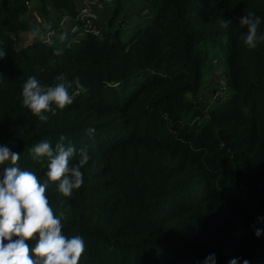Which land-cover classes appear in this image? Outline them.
<instances>
[{
    "label": "trees",
    "instance_id": "16d2710c",
    "mask_svg": "<svg viewBox=\"0 0 264 264\" xmlns=\"http://www.w3.org/2000/svg\"><path fill=\"white\" fill-rule=\"evenodd\" d=\"M33 1L59 19L81 3L0 0V146L41 182L47 160L33 159L35 144L67 136L73 164L86 150L82 186L71 197L56 182L46 190L63 233L85 242L79 264H205L212 254L215 264H264V42L247 47L240 26L255 13L264 35V0H137L148 17L131 33L117 0L98 35L21 46ZM217 61L227 92L214 98L203 91ZM61 73L82 88L41 121L23 106V85Z\"/></svg>",
    "mask_w": 264,
    "mask_h": 264
},
{
    "label": "clouds",
    "instance_id": "9594fccd",
    "mask_svg": "<svg viewBox=\"0 0 264 264\" xmlns=\"http://www.w3.org/2000/svg\"><path fill=\"white\" fill-rule=\"evenodd\" d=\"M232 22L226 19L220 26L228 28ZM260 24V17L252 12L240 18L241 28L247 26L248 29L241 36L247 47L255 48L258 42H264V35L259 34ZM62 52V49H55L54 55H62ZM6 55L0 50V58ZM73 88L76 91L70 92ZM80 88L78 78L69 80L63 73L58 74L51 85L30 76L22 88V104L46 122L49 116L45 113L55 114L57 109L71 105ZM86 132L93 135L95 129L88 128ZM30 152L37 162L47 160L43 182L34 172L18 166L20 154L6 145L0 146V165L10 160V164L0 171V264H79L85 242L79 235L69 238L63 233L60 217L64 213H60V217L54 213L46 190L49 182H56L59 192L71 197L73 190L79 189L84 182L81 167L90 157L85 149H80L79 162L73 164L71 161L77 150L63 134L54 147L45 140L31 147ZM262 231L256 229L255 234L260 236ZM205 264H215V254L207 257ZM230 264H237V261L233 259ZM244 264L249 261L244 260Z\"/></svg>",
    "mask_w": 264,
    "mask_h": 264
},
{
    "label": "rangeland",
    "instance_id": "374dc122",
    "mask_svg": "<svg viewBox=\"0 0 264 264\" xmlns=\"http://www.w3.org/2000/svg\"><path fill=\"white\" fill-rule=\"evenodd\" d=\"M116 1L117 0L110 1L108 6H106L105 8L106 10L107 7H109L110 10L108 12H104V13L102 12V14H100L101 17L100 25L103 28L107 27V22L111 15V11H113L117 6ZM122 2L125 6V9L127 10L126 14L129 18V24H131V26L126 25L129 27L127 30L129 33H131L130 28L132 27L134 22H136V18H144V19L147 18L148 10L146 8L145 9L142 8L141 3H139L137 0H122ZM105 17L106 19H104ZM58 19H59L58 14L52 8L48 7V12H44L43 5L38 1H33L31 6V11L26 16V20L30 26V29L22 34L21 46L31 43L32 40L37 37L42 38L48 28H53L57 25ZM37 29H39V31H37ZM63 40H65V38ZM225 71H226V67L224 63L218 62L216 64V67H214L213 71L211 72L210 79H208L211 80V82L207 81L205 83L203 92L205 93L206 96L209 97L213 95L214 87L212 86H215V84H217V86H220L218 82L220 80L225 79ZM226 91H227L226 88L222 90L220 96H224ZM206 96L205 98H208Z\"/></svg>",
    "mask_w": 264,
    "mask_h": 264
},
{
    "label": "built area",
    "instance_id": "2783aa9c",
    "mask_svg": "<svg viewBox=\"0 0 264 264\" xmlns=\"http://www.w3.org/2000/svg\"><path fill=\"white\" fill-rule=\"evenodd\" d=\"M112 0H83L77 7L76 13L62 15L57 26L48 28L42 37L45 43L51 42L54 39H61L65 33L75 39H79L87 34L98 35L103 27L100 25V11ZM220 86L215 84L213 97L217 98L226 88V79L218 82ZM227 92V91H226ZM226 94V93H225Z\"/></svg>",
    "mask_w": 264,
    "mask_h": 264
},
{
    "label": "water",
    "instance_id": "95a60500",
    "mask_svg": "<svg viewBox=\"0 0 264 264\" xmlns=\"http://www.w3.org/2000/svg\"><path fill=\"white\" fill-rule=\"evenodd\" d=\"M223 147L225 148L226 146H225V145H223Z\"/></svg>",
    "mask_w": 264,
    "mask_h": 264
}]
</instances>
